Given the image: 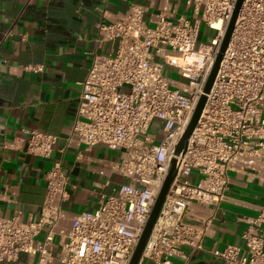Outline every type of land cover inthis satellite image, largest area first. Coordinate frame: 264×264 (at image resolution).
<instances>
[{
  "label": "built area",
  "instance_id": "obj_1",
  "mask_svg": "<svg viewBox=\"0 0 264 264\" xmlns=\"http://www.w3.org/2000/svg\"><path fill=\"white\" fill-rule=\"evenodd\" d=\"M236 3L185 0L179 15L171 0H163L152 25L146 6L133 4L118 19L98 25L101 40L117 49L94 57L80 84L70 135L59 149V137L25 131L27 154L49 160L58 150L65 154L81 147L120 152L113 172L127 183L102 197L96 209L70 217L68 177L62 161L55 162L37 220L0 215V264L15 263L22 254L51 264L56 250L61 264H130L173 159L178 173L139 264H173L184 247L204 250L206 228L192 221L194 207L217 211L230 172L254 173L264 183V0H244L216 80L205 94ZM167 68L186 82L171 89L163 75ZM25 69L44 71L43 66ZM204 95L187 150L175 156ZM19 146L16 140L6 148ZM248 223L242 245L211 254L224 264H264V209Z\"/></svg>",
  "mask_w": 264,
  "mask_h": 264
},
{
  "label": "crops",
  "instance_id": "obj_2",
  "mask_svg": "<svg viewBox=\"0 0 264 264\" xmlns=\"http://www.w3.org/2000/svg\"><path fill=\"white\" fill-rule=\"evenodd\" d=\"M179 15L185 0H171ZM147 8L152 25L163 0H0V215L37 220L46 198V176L62 161L68 177L66 212L70 217L99 206L127 179L113 172L121 153L102 147L56 151L45 160L27 154L28 135L39 131L61 139L70 135L80 106L81 86L96 55H108L116 43L103 42L97 27L110 23L131 5ZM44 71H27L28 66ZM20 141L17 150L6 145ZM226 199L217 211L195 206L192 221L206 228L204 250L182 248L173 264H224L211 251L242 245L249 219L264 209V183L254 173L230 172ZM69 226V224H66ZM264 233V225L262 227ZM59 250L51 264H61ZM22 254L9 264H38ZM7 264V263H4Z\"/></svg>",
  "mask_w": 264,
  "mask_h": 264
},
{
  "label": "water",
  "instance_id": "obj_3",
  "mask_svg": "<svg viewBox=\"0 0 264 264\" xmlns=\"http://www.w3.org/2000/svg\"><path fill=\"white\" fill-rule=\"evenodd\" d=\"M243 2H244V0H237L235 11H234L232 19L229 23L226 35L224 37V40H223V43H222V46L220 49V53L217 57V60L215 62V65L213 67L211 75H210L209 80L207 82V85L205 88V94L210 93V91L213 87V84L216 80V77H217V74L219 71V67H220V64H221L222 59H223V55H224V53H225V51L229 45V42L231 40V36H232L233 30L235 27V23H236V20L238 18V15H239V12H240V9L242 7ZM205 103H206V96L204 95L201 97V99L197 105V108L194 112V115L192 117V120H191L189 126L187 127V129H186V131H185V133H184V135H183V137H182V139H181V141H180V143L176 149L175 156H179L180 154L186 152L187 147H188V143H189V138L191 137L192 133L194 132V130H195L200 118H201ZM177 173H178L177 160L173 159L169 175L167 176V178L164 182V185H163V187H162V189L158 195L154 209H153L151 216L149 218V221H148V223H147V225L143 231V234L140 238V241L138 243V246L136 248V251L133 255V258H132L130 264H139L140 263L143 252L145 250V247L149 241V238H150V235L153 231V228H154V226L158 220V217L160 215L162 207H163L165 200L169 194L170 188L176 179Z\"/></svg>",
  "mask_w": 264,
  "mask_h": 264
},
{
  "label": "rangeland",
  "instance_id": "obj_4",
  "mask_svg": "<svg viewBox=\"0 0 264 264\" xmlns=\"http://www.w3.org/2000/svg\"><path fill=\"white\" fill-rule=\"evenodd\" d=\"M202 32L204 34V37H203V41L207 42L208 39H209V36L208 34L206 33V30H205V27L203 26L202 28ZM210 36H213V33H209ZM164 77L168 78L172 83L170 85L171 89H175V86L173 83H180V82H186L185 80H183L181 78V76L178 74V72L176 70H173V69H170V68H167L165 69L164 73H163ZM150 135H155L156 132L151 130L149 132Z\"/></svg>",
  "mask_w": 264,
  "mask_h": 264
}]
</instances>
